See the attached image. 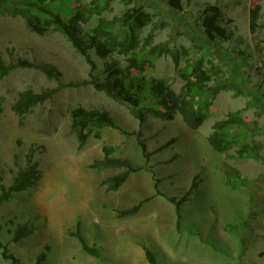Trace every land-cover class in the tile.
I'll use <instances>...</instances> for the list:
<instances>
[{
    "label": "rangeland",
    "instance_id": "1",
    "mask_svg": "<svg viewBox=\"0 0 264 264\" xmlns=\"http://www.w3.org/2000/svg\"><path fill=\"white\" fill-rule=\"evenodd\" d=\"M172 2L4 1L0 60L24 63L0 77V194L29 166V153L37 163L33 174L39 173L34 184L0 200V243L20 264H35L41 252L47 255L39 264H150L146 250L156 264H264V0ZM211 6L221 10L229 38L208 36L204 18ZM78 9L87 19L73 31L69 21ZM131 11L149 12L154 21L127 23L123 16ZM22 12L46 20L44 33L30 29ZM100 22L135 36V52L151 59L135 74L147 80L161 79L179 92L186 75L196 80L195 67L212 71L214 64L222 70L220 80L233 86L213 94L215 80L192 91L195 108L207 112L198 128L179 113L169 120L147 110L155 104L147 86L137 87L138 107L124 102L97 83L105 82L108 63L125 66L131 53L102 57L94 48L81 49ZM29 88L51 96L20 117L12 106ZM78 106L109 111L116 127L93 126L79 147L71 118ZM213 132L228 144L225 150L210 144ZM105 145L135 169L126 203L122 186L107 191L101 184L123 169L90 166L105 155ZM244 146L247 152L239 153ZM155 182L166 197L143 205L159 213L121 216L126 206L151 196ZM78 222L100 256L83 249ZM2 250L0 264H11Z\"/></svg>",
    "mask_w": 264,
    "mask_h": 264
},
{
    "label": "trees",
    "instance_id": "2",
    "mask_svg": "<svg viewBox=\"0 0 264 264\" xmlns=\"http://www.w3.org/2000/svg\"><path fill=\"white\" fill-rule=\"evenodd\" d=\"M4 1L0 0V10L4 7ZM172 4L175 7H180L178 2L173 0ZM210 12L205 15V26L207 29V34L211 39L216 37L229 38L230 33L226 32V29L222 27V14L221 10L217 6H211ZM252 20H255L259 16V6H257L252 11ZM24 15L27 25L33 31H36L40 34L44 33L45 26L42 20V17L28 12H22ZM123 18L127 23L132 22L138 27H143L148 24L153 23V16L149 12L145 11H131L125 13ZM87 15L85 10L78 9L76 13L70 18L69 24L73 31H79L80 25L82 22H85ZM135 36L132 33H125L123 35L117 34L111 28H107L103 22L98 23L93 30L90 38L83 42L86 46H81V49L85 52L88 48H94L98 55L106 57L113 54L114 52H119L122 54H129L131 56L127 58V63L125 66L117 64V62H110L106 65L104 72L106 74L104 83H97L99 88L105 89L110 95L123 100L135 107L140 105V94H138L137 87L143 88L146 87V92L151 97L152 101H155V104L152 102L149 106L146 107L147 110H151L156 117L165 118V119H174L176 114H180L184 122L191 128H198L203 124L207 118V112H199L195 108V101L192 98V91L197 89L201 92L206 90L208 87L209 81L218 80L215 86L210 88V91L215 94L220 89H227L233 86V83L228 82V80H220L222 75V70L219 66H214L212 71H207L205 69L196 68L194 70V75L196 80L193 77L186 75L185 84L180 89L179 92L173 90L170 86L166 85L161 79L152 78L147 80L145 75H140L146 69L147 64L151 61L150 57L141 55L138 52H135ZM83 40V39H81ZM20 63H24L18 60V63H9L5 64L0 60V77L6 75L12 68L17 66ZM21 65V64H20ZM47 69V67H46ZM48 73L49 70L47 69ZM139 72L140 74H135ZM220 80V81H219ZM51 96L50 90H45L42 92H35L32 89H27L24 92L20 93L19 98L13 104V110L18 116H23L31 107L39 102H44L47 98ZM136 115L143 119V112H137ZM72 125L75 128L77 137L79 140V147L83 146L90 131L93 126L102 127V126H111L116 127L115 122L109 113V111L99 108H85L83 106H78L71 111ZM219 132H213L209 141L214 149L223 151L228 147V144L220 138L218 135ZM171 142L167 143L169 145ZM247 146H244L239 153L244 154L247 152ZM114 151V147L110 145H105L103 147L104 156L99 159H95L90 166L97 169L104 168H114V169H123L122 171L105 177L101 184L106 186L107 191L117 190L129 177V174L132 171H135L134 167L127 161L111 156ZM29 166L26 168H21L15 176L13 183L6 188L2 185V193L0 194V200H6L10 197L11 192L21 191L26 189L35 183V179L38 178L37 175L33 174L37 169V163L32 162V153L28 154ZM34 175V176H33ZM36 177V178H35ZM156 195H163L166 197L165 193L159 189L158 183L154 184V192L151 196L141 200L138 204H135L129 208L121 210V216H127L136 213L141 206L148 200H151ZM78 224L77 236L82 244L83 249L91 255L96 257L100 256L99 250L94 246H90L85 237L81 234L80 231V222ZM0 247H3L2 256L6 259L11 260V264H20L15 256L11 253H8L6 248L0 243ZM47 253L41 252L37 258L36 263L39 264L46 258ZM146 256L150 264H156V259L154 253L151 250H146Z\"/></svg>",
    "mask_w": 264,
    "mask_h": 264
},
{
    "label": "crops",
    "instance_id": "3",
    "mask_svg": "<svg viewBox=\"0 0 264 264\" xmlns=\"http://www.w3.org/2000/svg\"><path fill=\"white\" fill-rule=\"evenodd\" d=\"M130 179L133 180V181L131 182ZM121 186H122V190L120 191L119 194H121V196H123L122 197V201H123L122 203H126V201H128L129 198H130V196H128V192L130 191V188L132 186H134V179L133 178H128ZM153 190L151 188L149 194L152 195L153 194L152 193ZM159 197H160L159 195H156L155 197H153V199H158ZM129 207H131V206H126L125 208H129ZM152 213H156L157 214L159 212H158V210H154L151 206L142 205L141 208L136 213H134L133 216H135L136 218H140V217H145L146 215L152 214Z\"/></svg>",
    "mask_w": 264,
    "mask_h": 264
},
{
    "label": "bare ground",
    "instance_id": "4",
    "mask_svg": "<svg viewBox=\"0 0 264 264\" xmlns=\"http://www.w3.org/2000/svg\"><path fill=\"white\" fill-rule=\"evenodd\" d=\"M141 183H142V180H141ZM135 184V183H134Z\"/></svg>",
    "mask_w": 264,
    "mask_h": 264
}]
</instances>
